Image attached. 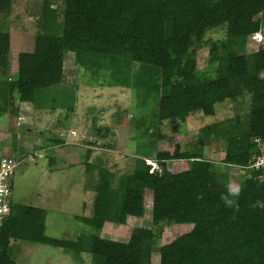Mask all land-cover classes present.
Masks as SVG:
<instances>
[{"label": "trees", "instance_id": "1", "mask_svg": "<svg viewBox=\"0 0 264 264\" xmlns=\"http://www.w3.org/2000/svg\"><path fill=\"white\" fill-rule=\"evenodd\" d=\"M43 3L42 32L35 35L33 49L19 55L15 73L11 34L0 30V115L17 114L15 102L38 106L51 90L62 93L64 63L71 57L79 72L111 77L153 103L151 118L157 123L183 122L195 113L215 116L218 105L243 97H250V106L244 119L237 114L202 129L206 138L225 139L221 161L204 156V143L184 151L152 149V156L143 157L157 167L146 162L144 177L121 176L116 189L101 168L92 214L76 216L88 229L73 238L46 233L44 208L12 203L0 227V264H18L12 239L61 247L78 258L85 253L91 264H153L155 253L159 264H264V177L246 168L257 150L254 138L264 140V47L247 51L249 37L263 29L264 0ZM11 8V0H0V13ZM218 28L224 37L205 38ZM205 47L209 59L201 68L197 54ZM174 159L187 160V169L171 171L168 161ZM239 166L246 172L240 170L233 195L230 171ZM147 190L154 197L152 227H135L127 241L103 237L106 222L125 225L129 217L144 216ZM182 224L193 227L161 243L165 227Z\"/></svg>", "mask_w": 264, "mask_h": 264}, {"label": "rangeland", "instance_id": "2", "mask_svg": "<svg viewBox=\"0 0 264 264\" xmlns=\"http://www.w3.org/2000/svg\"><path fill=\"white\" fill-rule=\"evenodd\" d=\"M53 1L55 5L63 3V0ZM43 2L11 0L10 11L0 13V30L11 34V73L18 70L19 55L32 50L35 35L42 32ZM221 37L224 31L220 28L208 31L205 36L207 40ZM261 47H264V23L258 37L252 35L247 40L248 52ZM208 59V47L198 51L199 67H205ZM64 71L67 77L62 93L56 95L51 90L38 106L15 102L19 105H16L17 114L0 115V152L7 150V154L21 160L12 177V203L44 208L46 233L52 237L73 238L79 230L88 229L76 216L92 214L96 185L104 173L99 172L101 168L106 169L111 187L116 189L121 176L133 173L145 176L149 158L143 156H152L154 149L174 152L179 146L184 151L204 143V156L221 161L225 157V139L206 138L202 129L215 122L235 119L237 114L244 119L249 112L250 97H243L237 102L218 105L215 116L195 113L183 122L157 123L151 118L154 104L144 103V98L131 88L116 85L111 77L105 80L101 75L79 72L73 57L64 63ZM49 141L65 143L47 149ZM81 146L91 150L90 162L79 149ZM187 165L185 159L168 161L173 172L186 170ZM240 170L246 172L241 166L230 171L232 189L239 188ZM153 219V192L147 190L143 217H129L125 225L106 222L101 235L127 241L135 227H152ZM192 227L191 224L165 227L161 243L170 242ZM11 246L18 264H91V257L85 253L78 258L69 250L50 244L12 239ZM159 259L155 253L153 264H159Z\"/></svg>", "mask_w": 264, "mask_h": 264}, {"label": "built area", "instance_id": "3", "mask_svg": "<svg viewBox=\"0 0 264 264\" xmlns=\"http://www.w3.org/2000/svg\"><path fill=\"white\" fill-rule=\"evenodd\" d=\"M260 33H256L253 37L256 39ZM257 144V150L260 155L252 162L249 163L246 168L259 171L261 176L264 177V143L261 141H255ZM7 155L0 159V227L7 220L12 210V191H13V176L17 170L20 159L14 155ZM240 168V166L238 167Z\"/></svg>", "mask_w": 264, "mask_h": 264}, {"label": "bare ground", "instance_id": "4", "mask_svg": "<svg viewBox=\"0 0 264 264\" xmlns=\"http://www.w3.org/2000/svg\"><path fill=\"white\" fill-rule=\"evenodd\" d=\"M257 140H258V141H261L262 143H264V140H263L262 138H260V137H256V138H254L253 141H257ZM0 153H2V152H0ZM2 154H7V153H2ZM254 154H255V155L253 156L252 161H254V160L260 155V152H259V151H255ZM5 156H7V155H0V159H1L2 157H5ZM14 156H15V155H14ZM146 161H147L149 164L152 165V168H153V169L157 167V162H156V161H154V162H149V159H147ZM252 161H251V162H252ZM154 164H156L155 167H153ZM242 168L245 169V167H243V166H242ZM16 171H17V170H16ZM16 171H15V173H16ZM15 173H14V175H15ZM11 201H12V200H11Z\"/></svg>", "mask_w": 264, "mask_h": 264}, {"label": "crops", "instance_id": "5", "mask_svg": "<svg viewBox=\"0 0 264 264\" xmlns=\"http://www.w3.org/2000/svg\"><path fill=\"white\" fill-rule=\"evenodd\" d=\"M29 104H30V103H29ZM71 136H77V135H76V134H75V135H72V133H71ZM81 136H82V135H81ZM92 136H93V135H92ZM20 137H21V136H20ZM97 138H98V135H97ZM66 139H67V138H66ZM47 144H48V145H51V146L53 145V143L50 142V141H49ZM68 144H69V143H68ZM84 145L87 146L86 144H84ZM55 147H56V146H52L51 148H55ZM85 148H86V147L81 146V148H79V149H81V152H84V155H83V156H84L85 159H86V156H87V153H88V149L86 150ZM6 151H7V150H3V152H5V153H6ZM81 152H79V154H81ZM90 161H91V159H89V162H90ZM241 172H242V174H244L243 171H241Z\"/></svg>", "mask_w": 264, "mask_h": 264}, {"label": "clouds", "instance_id": "6", "mask_svg": "<svg viewBox=\"0 0 264 264\" xmlns=\"http://www.w3.org/2000/svg\"><path fill=\"white\" fill-rule=\"evenodd\" d=\"M258 33H260V32H258ZM255 34H256V33H255ZM255 34H253V35H255ZM151 168H152V167H151ZM236 191H237V190L233 191V195L236 194ZM261 207H264V204H262Z\"/></svg>", "mask_w": 264, "mask_h": 264}, {"label": "snow or ice", "instance_id": "7", "mask_svg": "<svg viewBox=\"0 0 264 264\" xmlns=\"http://www.w3.org/2000/svg\"><path fill=\"white\" fill-rule=\"evenodd\" d=\"M233 191H235V189H233Z\"/></svg>", "mask_w": 264, "mask_h": 264}, {"label": "water", "instance_id": "8", "mask_svg": "<svg viewBox=\"0 0 264 264\" xmlns=\"http://www.w3.org/2000/svg\"><path fill=\"white\" fill-rule=\"evenodd\" d=\"M243 173H245V171H243Z\"/></svg>", "mask_w": 264, "mask_h": 264}]
</instances>
